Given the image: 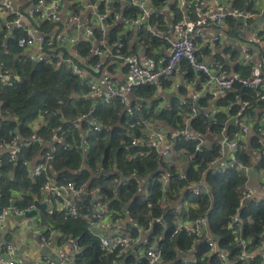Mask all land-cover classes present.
<instances>
[{
    "label": "built area",
    "instance_id": "2783aa9c",
    "mask_svg": "<svg viewBox=\"0 0 264 264\" xmlns=\"http://www.w3.org/2000/svg\"><path fill=\"white\" fill-rule=\"evenodd\" d=\"M120 0H0V27L8 29L9 35L12 37L14 31L22 33L16 40L19 50V57L32 64L42 63L43 65L60 70L67 67L71 72L85 81L88 91L81 97L76 98L83 101H89L94 104L92 109L80 116L72 122V130L74 137L68 142L65 137L68 131L63 125H58L54 129L52 142L48 143L43 138L35 135L30 141L22 139L18 134L13 135L9 142H5L3 149L8 151L9 162H15L18 156L22 154L25 148L36 143L40 146L54 144V146L33 160L24 162V167L28 171L32 179L42 178L44 184L41 188L48 204L52 205L51 212H58L65 221L76 219L79 216L78 199L80 193L87 187L82 184L78 187L74 182L70 181L65 184H57L49 172V163L54 159L57 153L56 144H61L64 150L74 148L76 150L83 149L86 151V133L103 134L110 131V127L104 125L95 119V109L99 103L112 104L120 102L125 106L126 110L135 108L137 112L143 113L135 122V125L143 128V139H139L135 134L130 136L131 147L141 148L136 155H152L156 154L165 162L173 158L187 157L189 166L194 159V155L187 154L184 148L177 153V146L183 143L192 142L195 144V153H202L205 148H209L210 140L206 136H201L187 126L182 130H164L150 122L149 112L143 100H138L135 92L143 86L160 83L161 80L171 78L176 69L181 64H188L191 70L202 75V84L205 90L201 97L207 94H213L214 97H225L228 93L235 90L236 83L240 84L243 89L256 91V101L263 104V107L255 106L251 101H242L236 94L237 102L240 109L237 113L239 122V131L234 135V139L228 130V119L222 124L220 133V141L216 144L220 147L219 157L209 163V167L215 173H221L228 169H234L241 172L246 177L244 189L241 193L238 213L232 216L227 222V228L231 230L242 229L243 218L239 211L244 208L248 202H256V200L264 201V168L260 164L264 161V40L260 36V31L253 34V41L262 50V64L253 67L251 75L248 78H242L238 73L231 71L218 61L206 62L201 60L198 53L202 50L213 51L217 43L220 42L218 35L208 38L207 29L211 27H222L226 24V20L234 18L244 20L245 23L250 22L256 17L251 11L230 8L222 3V0H212L213 4L203 15L197 19L192 18L188 12L187 0H177L176 4L183 11L182 18L176 23L170 21L166 30L163 21H156L153 16V0H121L123 7L132 9L135 13L127 15L115 13L109 10V6ZM149 3V5H147ZM104 6V11L99 8ZM170 6V5H169ZM164 14L165 11L159 9ZM42 23H48L54 28L57 25L66 24L68 31L65 34L53 35V31L46 33L39 30L38 27ZM120 23L126 31H135L138 34L145 31L151 37L161 39L165 44L160 46L159 50L153 49L155 53L164 50L166 55L160 58L155 57L151 53L141 54V50L131 53V50L125 51V43L118 42L110 45L106 39L98 40L97 34L106 35L110 27ZM53 28V29H54ZM135 41H138L137 39ZM80 42H90L88 56H83L79 48ZM132 43L135 42L132 40ZM198 43L200 44L198 46ZM71 48V50H70ZM143 50H148L142 47ZM116 53L113 60L108 62L109 54ZM91 58H95L96 62L90 64ZM91 65V67L89 66ZM108 66L123 70L124 79L119 80L113 77V74L106 70ZM4 64L0 62V83L11 84L14 80L19 81L20 78L12 72L4 71ZM90 69L92 71H90ZM136 98L137 101L131 102L130 98ZM131 98V100H132ZM201 100V98H199ZM184 105H191V115L188 120L196 118L200 112L210 120L212 117L198 107V102L185 100ZM257 113L259 119L257 123H261L260 132L256 134L255 124H241L240 115L249 113ZM54 116L59 114L55 112ZM234 122V121H233ZM47 123L43 116H39L37 120L32 122L30 126L36 133L39 128L46 126ZM135 125H130V129H134ZM85 127L86 132L82 130ZM76 133H79L77 136ZM75 137L81 138L77 142ZM255 137L259 149L250 151L252 158L249 163H244L238 159L236 150L238 143L242 140H250ZM209 140V142H207ZM83 144L86 146L83 147ZM141 144H144L143 146ZM144 148L145 150H142ZM176 152V155H175ZM0 150V165H1ZM177 169V167H176ZM179 169H177V172ZM257 172V186L252 183L251 172ZM205 175V173H204ZM2 173L0 172V179ZM172 174L164 170L160 177V182L164 191L176 180L186 181L185 172H178L177 177L171 178ZM191 196L200 198L209 194L208 184L203 177L198 182H191L188 187ZM96 206L95 212L91 218L89 232L95 236L101 245V249L105 255H111V264H125V259L130 253L136 255V260L130 264H175L173 261L167 262L164 258L163 251L159 248L157 242L148 245L146 236L149 234L155 223L164 226L162 219H150L149 227H142L134 222L128 223V227L137 232V236L132 238L123 225L114 226L112 221L113 211L101 200L97 194H94ZM167 201V208L174 213V235L186 232L195 236L197 239H204L210 248V253L217 256L220 264H236L230 261L225 251H220L218 243L209 233L207 219L204 217L192 218L184 213L190 212L192 209H199V203L182 198V204L173 205L175 201ZM34 206L26 210H18L14 207L2 209L0 213V233H6L4 225L7 212H12L14 216H23L26 212L34 209ZM42 229H46L42 225ZM72 244L74 255L66 257L60 261L51 258H44L40 264H77V255L80 254L81 248L74 239H69ZM238 242L241 246L240 258L244 259V264H253L256 259L260 258L264 264V240H260L255 244L253 237L244 238L238 236ZM146 245V246H145ZM16 249L12 244L3 243L0 245V264H23L13 258ZM179 264H195L198 262L195 257V250L192 248L185 250L179 254Z\"/></svg>",
    "mask_w": 264,
    "mask_h": 264
},
{
    "label": "trees",
    "instance_id": "16d2710c",
    "mask_svg": "<svg viewBox=\"0 0 264 264\" xmlns=\"http://www.w3.org/2000/svg\"><path fill=\"white\" fill-rule=\"evenodd\" d=\"M122 1L109 6V10L115 13H122L125 16L133 15L135 12L127 6L123 7ZM155 10L153 16L156 21L163 20L159 9L166 5V0H153ZM245 6V0H236L235 7L239 10ZM174 9L176 22L180 20V10L176 2L170 3L169 8ZM104 6L99 11H104ZM181 16V15H180ZM230 19V18H229ZM227 19V20H229ZM175 22V23H176ZM40 31L49 33L54 28L48 23H42L38 27ZM8 29L0 27V62L4 64L5 72H12L20 78L11 84L0 83V150L1 165L0 172V211L13 207L18 210H26L37 200L42 198V178L32 179L24 167V162L39 157L50 150L54 144L40 146L32 143L25 148L15 162H9V152L4 150L5 142H9L13 135L18 134L22 139L30 141L35 135L43 138L48 143L52 142L54 129L63 125L68 131L65 135L71 143L74 134L72 122L80 116L88 113L93 106L89 101L77 100L86 94L88 87L84 80L75 76L70 69L64 67L60 70H53L42 63L32 64L18 58L19 50L16 40L22 35L19 31L8 36ZM98 40L106 39L110 45L114 43H125V51L137 52L139 48L145 47L148 54L151 50L163 46L165 43L156 37H151L145 31L138 34L133 31H126L124 26L117 23L110 27L106 35L97 34ZM260 36L264 40V29L260 30ZM133 41L134 43H131ZM138 41H135V40ZM131 40V41H130ZM90 42H80L79 48L82 55L88 56ZM116 53L109 54L108 62L114 59ZM96 62L91 58V65ZM91 65H89L91 67ZM183 66L191 72L188 64ZM235 69L242 78H248L251 71L247 67ZM264 70V65L262 66ZM252 69V68H251ZM113 70L112 66L109 68ZM90 71H92L90 69ZM163 84V83H162ZM160 83L143 86L136 90L138 100H143L146 112L150 113L148 119L156 126L164 129L182 130L186 126L195 133L206 136L209 133L220 135L222 124L228 120V116L222 113L210 120L200 110V114L191 120V105L177 103L176 98L170 101L168 107L159 108L162 101L156 97L160 93ZM236 94L242 101H251L253 105L263 107V104L256 101V91L243 89L236 83L235 90L228 93L220 104L223 107L232 106L231 115H236L240 106ZM213 94H207L198 101V107L204 109ZM121 103L112 104L99 103L95 109V117L111 129L107 133H86V151L74 148L64 150L61 144H56L57 153L49 163V172L57 184L74 182L78 187L86 184V188L80 193L78 199L79 216L76 219L65 221L58 212L44 210L41 212V223L46 227L42 230L45 236L52 232H59L65 240L74 239L78 242L81 252L77 255V264H111V255H105L101 249L99 240L89 232L92 215L95 212V198L105 203L112 211L114 226H125L132 238L137 232L128 227V223L134 222L142 227L148 228L150 219H162L164 226L155 223L152 231L147 234L148 245L157 242L163 251L167 262L173 261L179 264V254L185 250H195V257L198 262L195 264H220L216 255L210 253L208 243L204 239H197L193 235L182 232L174 235V213L167 208V201H176L183 193V197L199 203V209H192L185 215L192 218L204 217L207 219L209 233L218 243L220 251H225L230 261L236 264H244L240 258L241 246L238 236L244 238L253 237L255 244L264 240V201L248 202L239 213L243 218L242 229L231 230L227 228V222L232 216L238 213L241 200V193L244 189L246 177L243 173L234 169H228L221 173H215L209 167V163L219 157L220 147L212 144L205 148L202 153H195V144L192 142L183 143L177 146V153L181 148L187 154L194 155V159L186 171L187 180H176L164 191L160 182L164 170L172 174L171 178L177 177V169L172 164L160 159L156 154L136 155L141 148L131 147L132 134L140 140L143 139V128L135 125L138 118L145 112H137L135 108L126 110ZM252 110L250 109L249 113ZM58 113V116L53 114ZM126 112L125 114H123ZM246 113V114H249ZM43 116L47 125L39 128L36 133L30 124ZM130 125H135L130 129ZM261 123L255 125V132H260ZM86 132L85 127L82 128ZM228 130L234 139V134L239 131V126L230 121ZM78 136L79 133H76ZM77 142L81 140L75 137ZM216 143V142H215ZM142 146L144 144H141ZM249 147L259 149L255 137L250 140H242L238 143L236 155L244 163L251 161L252 155ZM142 150H145L142 148ZM176 154V152H175ZM264 168V161L260 164ZM205 173V175H204ZM205 178L209 194L200 198L191 196L189 186L191 182H198ZM9 235V234H8ZM7 234L0 233V245L7 243ZM146 246V245H145ZM136 260V255L130 253L125 259V264ZM253 264H262L260 258Z\"/></svg>",
    "mask_w": 264,
    "mask_h": 264
},
{
    "label": "crops",
    "instance_id": "0c3cea01",
    "mask_svg": "<svg viewBox=\"0 0 264 264\" xmlns=\"http://www.w3.org/2000/svg\"><path fill=\"white\" fill-rule=\"evenodd\" d=\"M187 1L188 8L186 12H188L189 15L194 19L201 17L203 13L208 10V8H210L213 4L212 0ZM173 2L175 3L177 2V0H166V5L161 8L163 12L165 11V13L162 14L163 20H161L165 23L163 30H166V27L168 26V23H170V21H172L173 23L176 22V14L174 13L175 7L173 9L169 8L170 3ZM235 2L236 0H222V3L230 8H236ZM246 5L247 0H245V6L240 9L245 10ZM177 9H179V7H177ZM179 10L181 16H178L179 18H182L183 11L181 9ZM248 10L256 14V17L250 22L245 23V21L240 22V20L238 19L230 18L229 20H226V24L222 27H211L207 29L208 38L212 37L213 35H218L220 37V42L215 45L213 51L201 49V51L198 53L201 60H204L206 62H221L231 71V73H234L235 69L238 67H240L239 69L247 67L249 70H251V68L258 67L260 64H262L263 52L262 50H260L259 46L254 43L253 34L256 31L264 29V23L261 26H257L258 30L255 31L254 29L256 26L257 18L264 12V0H252ZM52 31L53 35H63L68 31L67 25L59 24L54 29H52ZM199 45L200 44L198 43V46ZM140 50L141 54L143 53L146 55L148 52L147 50L144 51L142 47L138 49V51ZM150 53L155 57H157L158 55L159 58L166 55L164 50H161V52L158 53H155L154 51ZM18 58H20L19 55ZM110 67L111 66H108V68H106V70L108 69L109 72ZM111 73L113 74V77L118 78L119 80L124 79L123 70L121 69L115 67L113 68ZM202 79V75L196 73L195 71L190 72L189 69L187 70L183 66V64H181L176 69L174 75L171 78L161 80V84L163 83V86L158 88L160 93L156 95V97L162 101L161 103H159L158 109L168 107L170 101H172V99L174 98H176L178 104H180L181 102L183 103L185 100L198 102L200 101L199 98L203 99L201 96L205 94L203 93L205 87L202 84ZM78 97L79 96H77V98ZM131 98V102L137 101L136 98H132V100ZM224 98L225 97L223 96H221V98H215L213 95V97L207 102V105L204 107L205 111L212 118L225 113L227 114L228 119L233 120L235 124L239 126V122H236L237 114H230V112L232 111V106H221L220 102ZM125 113L126 112H124L123 114ZM94 118L96 119V117ZM258 119L259 115L257 113L240 115V126L241 124L253 123L255 125L258 122ZM159 127L162 128L161 126ZM219 136L220 135L209 133L207 137L211 141L210 145L216 144L218 141H220ZM209 140H207V142H209ZM84 146L86 145L83 144V147ZM249 151L254 150L249 147ZM169 164L177 167V169H179L178 172H185L189 168V161L187 157L184 156H181L177 159L176 157L175 159L172 158L169 161ZM182 198L183 193L178 197L173 205H181ZM37 201H39L42 205L46 204L48 206L46 210L52 211V205L48 204L43 193L42 198ZM1 212L2 210L0 211V213ZM41 212H39L38 216L34 219H24L20 225L16 219L17 216H14L12 212H7L8 216L6 217L4 223L6 227L5 234H9L7 237V239H9L7 243L12 244L16 249L13 258L23 264H40L44 260V258H51L55 261H60L66 257L74 255L72 244L65 240L61 233L52 232L49 234V236H45L42 233L43 224L41 223Z\"/></svg>",
    "mask_w": 264,
    "mask_h": 264
},
{
    "label": "water",
    "instance_id": "95a60500",
    "mask_svg": "<svg viewBox=\"0 0 264 264\" xmlns=\"http://www.w3.org/2000/svg\"><path fill=\"white\" fill-rule=\"evenodd\" d=\"M251 2H252V0H247V5H246L244 11H248V8H249V5ZM147 5H149V3ZM240 22H244V20H240ZM263 23H264V12L256 20V26L254 28L255 31L258 30L257 26H261ZM251 177H252L253 185L257 186L258 185L257 184L258 173L255 171L251 172ZM12 206L14 207V203L12 204ZM34 207L35 208L32 211L26 212L23 216H17L16 217L17 221L19 222V225L22 223V221L24 219H34L38 216L39 212L44 211L48 208V206L46 204L42 205V204H40L39 201H36L34 203Z\"/></svg>",
    "mask_w": 264,
    "mask_h": 264
},
{
    "label": "rangeland",
    "instance_id": "374dc122",
    "mask_svg": "<svg viewBox=\"0 0 264 264\" xmlns=\"http://www.w3.org/2000/svg\"><path fill=\"white\" fill-rule=\"evenodd\" d=\"M10 214H12V213H10Z\"/></svg>",
    "mask_w": 264,
    "mask_h": 264
}]
</instances>
